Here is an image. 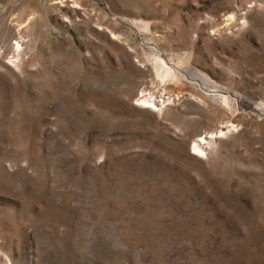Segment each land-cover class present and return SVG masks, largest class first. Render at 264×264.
<instances>
[{
  "label": "rangeland",
  "instance_id": "1",
  "mask_svg": "<svg viewBox=\"0 0 264 264\" xmlns=\"http://www.w3.org/2000/svg\"><path fill=\"white\" fill-rule=\"evenodd\" d=\"M0 264H264V0H0Z\"/></svg>",
  "mask_w": 264,
  "mask_h": 264
},
{
  "label": "bare ground",
  "instance_id": "2",
  "mask_svg": "<svg viewBox=\"0 0 264 264\" xmlns=\"http://www.w3.org/2000/svg\"><path fill=\"white\" fill-rule=\"evenodd\" d=\"M21 25V24H20ZM19 37V35H18ZM18 44V43H17ZM20 45V44H19ZM18 48H16L17 50ZM15 54V53H14ZM153 105V104H152ZM203 143H204V138L202 137L200 140L198 139V141H196L194 144H193V148L198 152H203Z\"/></svg>",
  "mask_w": 264,
  "mask_h": 264
}]
</instances>
